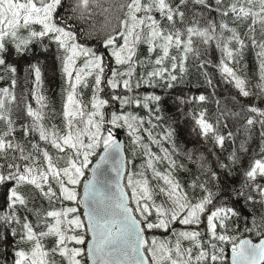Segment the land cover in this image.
Listing matches in <instances>:
<instances>
[{
  "label": "snow or ice",
  "instance_id": "1",
  "mask_svg": "<svg viewBox=\"0 0 264 264\" xmlns=\"http://www.w3.org/2000/svg\"><path fill=\"white\" fill-rule=\"evenodd\" d=\"M89 39L114 59L107 80L113 89L133 91L134 76L136 88L145 83L171 89L195 62L213 92L210 65L239 97L264 103V0H0V67L16 72L8 63L13 45L18 54L36 43L45 50L55 45L63 80L59 112L45 94L38 66H32L31 100L17 97L15 78L0 88V189L7 208L0 211V248L11 249V264H264V211L249 220L235 207L264 210V108L225 106L214 120L206 108L190 113L194 131L211 147L195 160L186 153L204 177L193 179L188 191L175 175L185 168L173 159L175 129L169 126L154 138L135 115L114 112L105 120L109 101L99 92L107 64ZM213 44L221 54L218 63L207 58ZM249 47L258 50L256 92L238 69ZM89 87L92 95L85 100L83 89ZM115 99L141 104L136 96ZM161 99L145 97L143 106L155 102L158 112ZM177 99L203 105L208 96ZM124 127L133 150L139 146L147 158L144 172H130L126 186L120 183L122 145L113 131ZM141 131L149 144L142 143ZM151 144L161 145L163 155L151 151ZM165 163L164 171L157 169ZM148 169L156 185L145 175ZM86 172L90 176L82 179ZM237 172L234 186L230 180ZM155 230L168 236L148 235ZM0 264H8L7 258Z\"/></svg>",
  "mask_w": 264,
  "mask_h": 264
},
{
  "label": "trees",
  "instance_id": "2",
  "mask_svg": "<svg viewBox=\"0 0 264 264\" xmlns=\"http://www.w3.org/2000/svg\"><path fill=\"white\" fill-rule=\"evenodd\" d=\"M67 11L68 9L66 6L64 11L61 13V15L62 16L65 15ZM86 42L91 47L98 48L101 53H104V59L107 64L104 74V79L100 86L101 91L99 92V96L101 98L107 99L109 101V103L105 105L103 109L105 114V120L107 121L111 119V115L114 112L117 114L124 113V114L135 115L138 118H143L144 123L142 125V128H147L151 130L154 138H158L165 129L169 128V126L175 129V136L173 137V139L175 141L176 151L174 152L173 159L176 160L177 164L185 165V168L177 169L175 175L176 178L183 185H185V188L188 191H191L189 185L193 179H195L198 176L201 179H204V177L201 175L199 171L198 163L194 161H190L187 158L186 153L189 151L193 152L194 160H195V158L198 157L201 152L207 154L205 152V149L207 147H211L210 144L206 145L203 142V140L197 135L196 131H194L195 124L190 113L193 110L198 111L201 108H206L208 112V116L214 120L215 114L217 113L218 109L223 108L225 106L232 108L233 105L235 104L234 110L238 111L241 106H247L248 104L254 103L257 106L264 108V103L261 102V99L259 97H248V98L239 97L235 87L232 84L227 83L222 78L218 68H214L210 65L207 68V72L212 77L213 84L215 85V90L213 92V90L210 89L205 82L203 70L199 69L198 64L195 62L189 65L187 73L184 74L182 78L179 79L177 82H175L174 86L171 89L151 87L145 83H141V86L139 88H136L135 76L133 77V91L130 92L127 89H124L123 87L113 89L110 87V85H108L107 80L111 78V69L116 67L114 59L111 58L109 53L105 52L102 44H100L98 40L89 39ZM11 47L12 50L8 57V63L16 67V72L14 74L8 73L2 67H0V76L4 77V79H0V88L9 87L11 79L15 78L16 85L14 91L17 97L23 98L24 96H27V98L31 100V97L29 96V92L32 89L34 74L32 70L31 72L28 71L27 64L33 63V66L35 65L40 67L41 70L43 69V65L41 63L34 64V60H35L34 55L36 52L35 48L38 47L39 50V45L38 43H36L34 45L29 46V50L23 54H18L15 51L14 45ZM256 51L258 50H253L251 47L247 48L244 51L242 59L240 61V65L238 66V69L242 71L243 74L249 79L251 90L253 92L258 91V89L255 88V85L259 81V75H260L258 68V60L256 57ZM57 55L58 53L55 47V54L53 56V61L57 70L56 76L50 78L46 76L47 75L46 72V73H42V79H43V88L45 90V94L50 98L52 106L56 109L57 112H59L62 105L61 87L63 80L60 72L59 61L56 59ZM220 56L221 54L218 49H215V45L214 44L211 45L209 47L207 58L212 60L213 63H218ZM24 61H27L26 64L24 66H21V63ZM49 67H53V64H51V66ZM20 68L21 71H19ZM140 71L143 72V68H141ZM24 74H25V80L23 78ZM27 76H30V80H29V84H26L25 91L23 92V88L25 87L24 83L27 82ZM89 83L91 84V79L89 80ZM83 92H84V99L85 100L90 99L92 95L91 88L90 87L85 88L83 89ZM201 93L208 96V100L203 105L193 104L186 106L180 104L177 99L178 97L186 98V97L198 96ZM153 94L159 95L162 98L158 105L159 107L158 112L155 111L157 107L155 102H149L148 108H145L143 106L145 102V97L151 96ZM117 96L120 97L136 96L141 100V104L121 105L120 101L115 99V97ZM234 96L237 97L236 101L232 100V97ZM217 100L220 101L219 105H217L216 103ZM33 106L35 107L34 101H33ZM149 108L153 109V112H150ZM156 116H159L160 119L157 120L155 118ZM149 120H151V123H148ZM56 122L59 123V117H57ZM153 125H155V127H153ZM113 131L116 135L117 134L122 135L125 142V151L127 155V172H126L127 177L125 175L124 183L126 186L128 174L130 172L132 173L144 172L145 162L147 158L143 155V152L139 146L136 147L135 151L133 150V145H132L133 138L129 133V129L124 127L119 129H113ZM18 135H22V133H18ZM140 135H142L144 138L142 143L149 144L151 142V138L148 136L147 132L141 131ZM161 143L163 147H167L169 148L170 151H172L173 146L171 143L164 141H162ZM256 143H258V141H254V147ZM151 151L157 153L158 155H163L161 151V145L151 144ZM157 169L160 171H164L166 169V163L158 164ZM88 174L89 173L86 172V177L88 176ZM145 175L149 178L150 183L152 185L157 184V181L152 178L151 169H148ZM134 179H139V177L136 176L134 177ZM221 179H226L223 173H221ZM239 181H240V175L239 172H237L234 178L230 180V183L234 186H238ZM159 184L162 185L163 181H159ZM78 191L80 192V186H78ZM127 191L130 193V189H127ZM156 202L160 203L161 201L157 200ZM130 204L131 206H134V203H130ZM235 207L238 210H240L244 216H247L249 220H251L253 214H257L256 210L264 211L259 209V205H256L255 210L250 204L243 205L242 203H238L235 205ZM0 211H4V212L7 211L2 189H0ZM176 227L183 229L186 226L176 225ZM200 228L202 230L206 229V222L202 223L200 225ZM150 232H153L155 236L160 238H164L168 236V233H165L163 230H155ZM150 232L148 233L149 236H150ZM248 235H250L253 239H258L253 234H248ZM229 250L230 247H226L225 254L227 256ZM10 252L11 249H8L7 246L0 248V259L6 257L8 260V264H11L12 256L10 255Z\"/></svg>",
  "mask_w": 264,
  "mask_h": 264
},
{
  "label": "rangeland",
  "instance_id": "3",
  "mask_svg": "<svg viewBox=\"0 0 264 264\" xmlns=\"http://www.w3.org/2000/svg\"><path fill=\"white\" fill-rule=\"evenodd\" d=\"M39 50L38 47L35 48V55H34V64L35 63H41L43 65V69L41 70V73H46L48 77L53 78L56 76L57 74V70L53 61V56L55 54V45H52L50 48H48L47 50L44 49V46L42 44H39ZM27 61H24L21 63V66H24L26 64ZM51 64H53V67H49L51 66ZM28 66V71L31 72L32 70V64H27ZM46 69V70H45ZM45 70V71H44ZM19 71H21V68L19 69ZM23 78L25 80V74L23 75ZM29 80H30V76H27V82L24 83V88H23V92L25 91L26 88V84H29ZM63 84V82H62ZM23 94V93H22ZM27 97V96H24ZM127 177V175H126ZM154 235L153 232H150V236Z\"/></svg>",
  "mask_w": 264,
  "mask_h": 264
},
{
  "label": "water",
  "instance_id": "4",
  "mask_svg": "<svg viewBox=\"0 0 264 264\" xmlns=\"http://www.w3.org/2000/svg\"><path fill=\"white\" fill-rule=\"evenodd\" d=\"M116 137H117V139H118V141L121 143V145H122V152H121V155H122V157H123V159H124V162H125V167H124V169H123V171H122V173H121V177H120V183H121V185L122 186H125L124 185V178H125V174H126V171H127V155H126V151H125V143H124V138L120 135V134H118V135H116ZM98 158V157H97ZM96 159V158H95ZM95 161V160H94ZM93 161V162H94ZM109 175L112 177V178H115V173H109ZM88 176H90V173L88 174ZM87 176V177H88ZM86 179V178H85ZM127 191V190H126ZM80 193H81V195H82V193H83V187H82V185L80 186ZM131 206V205H130ZM81 212H83V207L81 206ZM255 240H258V239H254V241ZM228 256H230V250H229V253H228Z\"/></svg>",
  "mask_w": 264,
  "mask_h": 264
}]
</instances>
